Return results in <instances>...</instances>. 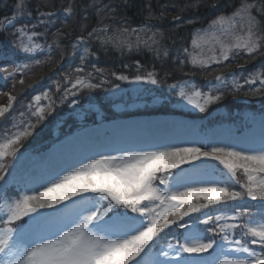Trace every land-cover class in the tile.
Listing matches in <instances>:
<instances>
[{
	"label": "snow or ice",
	"instance_id": "obj_1",
	"mask_svg": "<svg viewBox=\"0 0 264 264\" xmlns=\"http://www.w3.org/2000/svg\"><path fill=\"white\" fill-rule=\"evenodd\" d=\"M200 2L196 0L186 7H199ZM13 7V15L5 18L6 23L0 24V30L13 27L19 16L25 14L26 0H17ZM108 8L106 5L98 9L101 20ZM64 11L72 14L73 8L69 6ZM38 15L39 23L44 24L43 17L53 13L38 12ZM257 16L264 17V0H241L231 13L217 15L207 28L192 34L191 50L183 49L187 62L206 68L212 63L228 61L234 51L243 50L248 55L259 53L264 49V32ZM34 27L14 28L11 35L15 39L11 43L18 51L30 54L42 48L35 42L38 34L32 30ZM107 31V26L93 28L87 37L95 36L101 43L112 42L120 48L134 47L131 41L109 36ZM118 31L121 36L135 35L137 49L144 46L159 56L160 48L156 47L159 31H151L146 26ZM229 36L231 40L226 41ZM87 37H77L73 49ZM54 42L59 44L58 35ZM204 44L211 45L210 56L202 55ZM89 54L85 48L81 66L74 72H84V61ZM163 54L167 57L166 49ZM34 63L38 65L42 61ZM184 63L179 62L181 69ZM13 65L0 66V78L12 79L14 88L18 73L21 74L18 82L24 85L23 73L29 64L13 61ZM142 69L136 62L135 75L115 72L111 75L118 81L138 85L136 100L147 107L144 94L149 90L139 85L141 82L157 85L161 79L155 68ZM94 71L104 72L95 66ZM92 76V72L77 75L74 80L66 76L65 83L70 86L64 87L60 99V103L65 104L71 97L67 115L74 117L85 132L89 131L87 120L95 109L91 93L109 84L103 77L93 82ZM215 80L217 84L209 85L207 92L190 80L177 81L169 85V89H179L177 103L186 102V106L205 112L225 95L220 90L224 86L223 73L216 75ZM257 81L259 87H254ZM244 84L248 85L244 95L264 93V73L251 76ZM243 87L233 80L229 91L239 98ZM56 90H61L58 82ZM84 90L89 92L87 104H81L76 98ZM0 94L7 96V103L0 104V118H7L17 96L11 92ZM127 94L118 83L109 85L105 93L110 103H115L113 98ZM55 103L48 90L35 95L33 102L27 105V116L21 112L19 119L14 118L11 128L0 136V181L5 187L12 183L9 176L16 180L17 165L25 159L21 149L55 111ZM123 106L136 107L137 103L125 102ZM103 119V115L96 112L100 123H96L93 131L103 126ZM101 147L102 151L72 164L52 163L35 176L25 173L28 178L22 192L16 198L6 197L0 204V264H264V120L258 136L251 135L236 142L225 143L204 135L179 143L132 139L123 141L121 146ZM57 152V146L53 145L47 153L50 161H55ZM6 157L12 158L8 164L4 162ZM209 161H218L223 169ZM68 168L73 170L68 171ZM62 172L67 174L61 175ZM238 173L246 178L244 182L238 178ZM234 184H238L240 190H236ZM248 200L258 203L256 212L244 206ZM222 209H230L231 214ZM216 249L220 250L217 256L211 260L204 258L210 250Z\"/></svg>",
	"mask_w": 264,
	"mask_h": 264
},
{
	"label": "trees",
	"instance_id": "obj_2",
	"mask_svg": "<svg viewBox=\"0 0 264 264\" xmlns=\"http://www.w3.org/2000/svg\"><path fill=\"white\" fill-rule=\"evenodd\" d=\"M17 0H0V24L6 23L5 18L11 17L14 12V4ZM241 0H201L199 7H186L196 3V0H26L25 14L20 15L13 27H5L0 30V66L8 64L10 67L16 63H28L29 68L23 73L24 85L19 84L21 74L18 73L15 78V87L13 88V80H5L0 78V93L11 92L17 96V100L13 102V109L10 114H6L7 118L0 119V133L6 129H10L14 118L19 119V114L25 112L27 116V105L33 102V97L42 94L48 90L50 95L55 99V111L41 124L34 136L25 142V148L46 150L49 146L57 142L78 129L79 122L72 116L67 115L68 103H60L63 95L64 87L70 86L65 83V77L69 76L72 80L77 75L86 76L88 72H92L93 82H98L102 77L107 79L109 84L104 89H98L91 93L92 103L101 107L98 110L103 115V121L120 116H131V114H163L176 113L180 115H188L191 117H201L206 123L217 121L235 122L240 117L241 110L251 109L254 112H260L264 109V93L257 95H244L248 90V85L244 81L253 72L264 73V49L254 55L236 52L228 61L223 64H213L206 68L194 67L187 62V56L184 48H190L192 34L198 29L207 26L209 22L221 13H230L235 7L239 6ZM252 2V0H249ZM213 4L217 6L212 7ZM109 6L103 15L105 18L101 20L97 14L98 9ZM71 6L72 14H68L64 9ZM149 7L152 15L149 16ZM38 12L53 13L51 16H45L44 24L39 23ZM27 13H30L27 14ZM255 15V13H254ZM173 17H180L174 20ZM261 21V30L264 32V17L257 16ZM194 21L189 23L188 21ZM33 26L32 29L38 35L35 42L42 45L41 49H37L34 53H23L16 49L11 43L15 36L11 35L14 28L20 26ZM107 26V35H116L118 39L129 40L133 43L132 49L117 47L112 42L101 43L95 36L87 37V33L93 28L103 29ZM146 26L151 31H159L161 34L157 37L160 48V54L144 46L139 49L135 47L136 36L125 33L120 35V29H138ZM151 31L148 35H151ZM59 38L57 45L54 40ZM104 35V33H100ZM87 37L86 40L77 44V37ZM89 50V55L84 61V72L76 73L74 69L81 66V57L84 55V49ZM167 50V57L164 56V50ZM9 55L10 59L4 58ZM36 60L42 61L41 64H35ZM184 61V67H179V62ZM139 62L143 66V70H152L155 68L159 73L161 83L155 85L154 94L160 97L167 95L173 99V92H167V88L174 82L181 81L183 78H189L202 88H207V83H214L215 75L223 73L226 76L233 73L238 83L244 85L239 94V98L230 93L229 89L232 84L226 82L221 91L225 93L223 100L210 105L205 112L188 113L183 112L176 107H172L167 100L152 108L141 107L131 111L130 114H118L112 107V104L106 98V89L111 84H119L111 75L112 72L117 74L125 73L130 77L136 74L135 64ZM125 65L130 67L125 68ZM95 68L103 69L102 74H97ZM169 75H165V73ZM61 85V90H56V83ZM259 87V82L254 85ZM6 98V96H3ZM81 104L89 103L88 90L81 91L76 97ZM258 102V103H256ZM46 104V101H41ZM223 107L225 114L212 115L210 112L217 108ZM95 110V109H94ZM63 114V115H62ZM33 123L35 120L33 119ZM99 123L96 120V112L88 117L86 127L88 125ZM56 131V132H55ZM57 133V134H56ZM8 159L5 164L11 162ZM238 178L244 182V177L238 173ZM239 189L238 184L232 185ZM250 210L257 211L259 207L256 201H247L244 204ZM229 211L230 209H222ZM214 214V213H213ZM211 236V233H207ZM239 236V230H236ZM216 239L218 237H215Z\"/></svg>",
	"mask_w": 264,
	"mask_h": 264
},
{
	"label": "rangeland",
	"instance_id": "obj_3",
	"mask_svg": "<svg viewBox=\"0 0 264 264\" xmlns=\"http://www.w3.org/2000/svg\"><path fill=\"white\" fill-rule=\"evenodd\" d=\"M231 13V12H230ZM208 26V25H207ZM207 26L203 28H207ZM202 28V29H203ZM200 30V29H198ZM196 32V31H195ZM231 36L226 37V41H230ZM1 46V43H0ZM211 45L204 44L202 45V55L210 56L212 53L209 50ZM191 50V46L189 48ZM197 51H200L199 49ZM217 49V53H218ZM239 52L246 53L243 50ZM236 52H233V55ZM1 57V54H0ZM4 58L10 59L9 55H5ZM212 63L210 65H213ZM208 65V66H210ZM259 72L251 73L247 79L251 76L257 74ZM216 76V75H215ZM190 80L189 78H183V80ZM233 80L237 81V78L233 73H230L224 76V84L226 82L233 84ZM193 84L192 80H190ZM214 83H207V88L200 87L203 91L207 92L209 85L215 86L217 84L215 77L213 78ZM238 82V81H237ZM176 83V82H174ZM172 83V84H174ZM120 86L122 89L127 90V95L123 97H115L113 98L115 103H111L112 107L118 114H130L131 111L145 107L142 101H137L135 96V89L138 87L136 84H130L128 81H120ZM149 91L144 94V100L148 101V105L146 108H152V106H156L163 102H167L170 98L165 96H158L154 94L155 85L148 84L146 82H141L139 85ZM198 86V85H197ZM173 92V99L169 100L168 103L172 107H176L177 109L188 112L195 113L200 112L198 109H195L191 105L186 106V102L177 103L180 100V97L176 94L179 89L170 90L167 88V92ZM1 93H8L6 91ZM3 94H0V104L7 103V96L4 98ZM196 100V97H193ZM109 100L107 99V102ZM137 103L136 107L126 108L124 107V103ZM258 103V102H256ZM116 105H120L121 107H116ZM101 110V107L95 106V112ZM25 113V112H24ZM210 114L224 115L225 111L223 107H217L213 109ZM26 115V114H25ZM1 119V118H0ZM264 120V109L260 112H254L251 109H244L240 112V117L237 121H217L212 123H206L205 119L201 117H191L188 115H180L176 113H163V114H131V116H120L109 119V121H103V126L98 130L93 131L95 129L96 124L88 125V132L82 131L78 129V131L67 135L66 137L57 140L54 144L46 148V150L25 148L21 149L25 154V159L21 162V164L17 165L16 170V180H13L12 176H9V181H12L6 187L4 186V182L0 181V204L5 202L6 197L16 198L19 192H22L27 176L25 173L27 172L29 175L35 176L41 174L45 171L52 163L56 165L63 164H72L76 160L83 158L84 156L93 155L95 152L102 151L103 147L101 146H121V143L126 140H140L147 141L150 143H161L165 141H174V142H183V141H192L196 140L204 135L211 136L215 139L221 140L225 143L228 142H236L241 138L248 137L251 135L258 136L260 133V125L261 121ZM100 123V122H99ZM56 132V131H55ZM4 132L0 133V136L3 135ZM57 134V133H56ZM63 142V143H61ZM56 145L58 148L57 156L55 161H50L47 153L49 150ZM150 150V149H146ZM11 157H8L10 159ZM7 157L5 158V161ZM210 164L217 166L219 169H223V165H220L218 161H209ZM79 165H77L78 167ZM187 168V166H185ZM72 168H68V171H72ZM211 171V170H210ZM226 171V170H225ZM67 173H61V175H66ZM240 174V173H239ZM238 175V174H237ZM246 178H244L245 181ZM6 194V195H5ZM251 201V200H248ZM225 211L227 214H231V210ZM252 212H256L255 210H251ZM27 219V218H25ZM232 223V221H228ZM217 240H219V236H217ZM219 249L215 251L210 250V254H205V259L211 260L213 257L217 256L219 253ZM221 259L224 257L221 256ZM229 259L233 258L231 256Z\"/></svg>",
	"mask_w": 264,
	"mask_h": 264
}]
</instances>
